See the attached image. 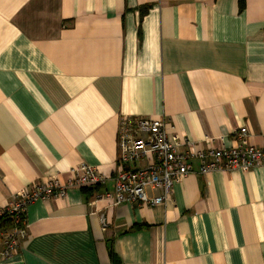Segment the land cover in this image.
Here are the masks:
<instances>
[{
    "label": "crops",
    "instance_id": "crops-1",
    "mask_svg": "<svg viewBox=\"0 0 264 264\" xmlns=\"http://www.w3.org/2000/svg\"><path fill=\"white\" fill-rule=\"evenodd\" d=\"M237 3L0 0V209L81 163L105 180L28 206L0 264H264V166L201 176L194 162L164 206L100 199L123 117L204 150L240 128L264 145V0Z\"/></svg>",
    "mask_w": 264,
    "mask_h": 264
},
{
    "label": "built area",
    "instance_id": "built-area-1",
    "mask_svg": "<svg viewBox=\"0 0 264 264\" xmlns=\"http://www.w3.org/2000/svg\"><path fill=\"white\" fill-rule=\"evenodd\" d=\"M233 137L234 144L230 147L204 150L194 142L181 140L168 121L120 118L114 186L100 199L106 201L109 207L124 203L141 207L164 206L172 202L174 186L193 173L194 162L198 163V174L201 176L212 172H248L264 166V145L254 147L249 144L245 128H240ZM140 162L144 165L132 166ZM69 174L64 183L54 177L17 192L9 204L0 209V219H12V227L1 233L0 258L11 256L26 238L25 212L28 206L35 202L63 199L70 189L90 188L105 181L94 167L84 163L72 168ZM148 191L159 194L149 196Z\"/></svg>",
    "mask_w": 264,
    "mask_h": 264
},
{
    "label": "trees",
    "instance_id": "trees-1",
    "mask_svg": "<svg viewBox=\"0 0 264 264\" xmlns=\"http://www.w3.org/2000/svg\"><path fill=\"white\" fill-rule=\"evenodd\" d=\"M237 4H238L239 11H242L244 9V5H245L244 0H238ZM146 9L147 8L144 7L142 13ZM0 224L2 225V229H4V230L7 229L8 230V229H10L12 227V219L10 217H3V218L0 219Z\"/></svg>",
    "mask_w": 264,
    "mask_h": 264
}]
</instances>
